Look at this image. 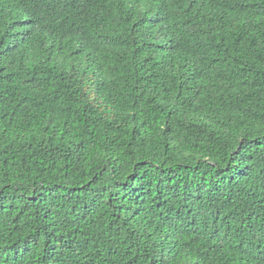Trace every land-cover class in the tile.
Returning <instances> with one entry per match:
<instances>
[{
    "label": "trees",
    "instance_id": "trees-1",
    "mask_svg": "<svg viewBox=\"0 0 264 264\" xmlns=\"http://www.w3.org/2000/svg\"><path fill=\"white\" fill-rule=\"evenodd\" d=\"M0 264H264V0H0Z\"/></svg>",
    "mask_w": 264,
    "mask_h": 264
}]
</instances>
